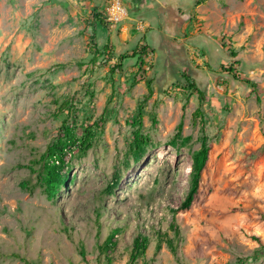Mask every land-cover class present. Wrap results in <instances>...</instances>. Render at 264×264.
<instances>
[{
    "label": "rangeland",
    "instance_id": "rangeland-1",
    "mask_svg": "<svg viewBox=\"0 0 264 264\" xmlns=\"http://www.w3.org/2000/svg\"><path fill=\"white\" fill-rule=\"evenodd\" d=\"M165 1L162 40L148 34L158 43L133 44L146 52L113 71L132 49L109 41L91 62L92 41L121 31L95 17L103 0H0V264H130L140 237L131 264H264V0ZM139 22L128 29L143 39ZM63 125L94 137L65 147L48 199L43 156Z\"/></svg>",
    "mask_w": 264,
    "mask_h": 264
},
{
    "label": "trees",
    "instance_id": "trees-1",
    "mask_svg": "<svg viewBox=\"0 0 264 264\" xmlns=\"http://www.w3.org/2000/svg\"><path fill=\"white\" fill-rule=\"evenodd\" d=\"M102 7H103V4L97 6V11H96L97 13H95V17L101 22H104L105 19H104V14L101 10ZM92 40H93V37H92ZM146 48H147L146 45H143L139 48L135 47L134 49H132L130 53L131 55H119L118 62L114 63V65L112 66V70L113 71L119 70L121 68V60H123L124 58L134 57L135 55H138L141 57L142 53L146 52ZM89 49L93 53L91 62H94L97 55H99L101 52L105 50H109V41H107V43H105L101 49H99L96 43L92 41L91 45L89 46ZM233 55L235 54L232 52V56ZM223 69L227 72L233 73L232 65H229L228 67L223 66ZM246 82H249V81H246ZM251 84L253 86L254 83H251ZM146 86L149 92H151V79H148L146 81ZM189 86H191L192 88L196 90L199 98L201 99L202 93L198 88L195 87L194 83L190 82ZM65 105L66 103H64L62 106L65 107ZM198 113L199 111L196 110L194 116H196V114ZM103 120L104 118L101 117L100 121L103 122ZM97 124L98 123H95V125ZM132 124L134 125L137 124L138 126L141 125V113L140 112H138L137 118L133 121ZM180 128H181V122L178 125V132L176 136H179L178 133L180 131ZM62 130L64 132L63 136L58 137L57 141L48 147L45 157L43 156V159L45 158L48 160L47 174L46 176H43V186H44L43 190L48 199H52L54 197L55 193L57 192V189L60 187V184L63 181V178H61V176L59 175V170L63 167L62 154L64 152L65 147L71 144H76L78 150L85 151L87 148L91 146V141L94 137V133L90 128H87L84 131L83 135H81V137L79 138L74 137L71 131V128L67 126L63 125ZM147 142H148V138L140 134L139 127H138L133 133V140L131 144L132 152L135 155L141 154L143 152L144 145ZM208 150H209V147L206 142V137L203 136L201 138L200 147L192 153V165H191V171H190V188L185 198V201L183 204L184 206H187L192 200V195L198 185L200 173L207 161ZM53 156L59 159V164H56L54 162L49 163V161L53 158ZM110 239H111V236L107 239L106 244L111 243ZM146 243H147V240L145 237H140V239L139 238L134 239L132 252L130 254V264L134 261V259H136L137 256H139L140 254L144 252L146 248Z\"/></svg>",
    "mask_w": 264,
    "mask_h": 264
},
{
    "label": "crops",
    "instance_id": "crops-1",
    "mask_svg": "<svg viewBox=\"0 0 264 264\" xmlns=\"http://www.w3.org/2000/svg\"><path fill=\"white\" fill-rule=\"evenodd\" d=\"M124 1V5L126 6L127 8V13L124 17V19L112 26V27H117L121 24V27H120V30L119 33L117 34L115 32V30H113V28H110L109 30H107V38L104 39L107 43V41H110V42H115V44H117V46L119 48H121V50L123 49H126L127 51V48H131V49H134L136 45L132 46L133 44H138L141 42H146L148 44H153L154 43V39H153V36L152 37H148L147 38V35H151V34H155L157 33L158 34V30L153 28L152 24L154 23H158V22H161V23H168L170 22V20L165 17L164 19H159L160 15L158 14V10L157 8L159 7H165V0H122ZM131 7V10H129ZM149 10H153V12L149 13ZM157 10V12H156ZM130 19H132L130 21ZM139 19H140V22H139ZM129 20V21H128ZM136 20V23L139 22V24H141V26H144V23L141 22V20L145 21V24L152 27L153 29L152 30H149L147 33H146V36L145 38L143 39H140V35H143V33H140V31L137 32V34L135 35H131L129 33V29L128 27L130 26V23L132 21ZM138 20V21H137ZM127 26V27H126ZM161 26V25H160ZM125 29V30H124ZM155 34L154 37L157 36L158 38V41H159V38L162 40V37L161 35H157ZM150 38L152 40H150ZM126 40V41H125ZM160 40V41H161ZM105 41H102V42H105ZM122 41V42H120ZM119 42L121 43L120 45ZM155 43H158L155 41ZM105 43H101V46L103 47ZM132 46V47H130Z\"/></svg>",
    "mask_w": 264,
    "mask_h": 264
},
{
    "label": "built area",
    "instance_id": "built-area-1",
    "mask_svg": "<svg viewBox=\"0 0 264 264\" xmlns=\"http://www.w3.org/2000/svg\"><path fill=\"white\" fill-rule=\"evenodd\" d=\"M103 8H101L105 21L110 25H116L120 23L126 13L127 8L124 5L122 0H103ZM71 155V152L68 149H64L63 159ZM50 162L59 164V159L53 156Z\"/></svg>",
    "mask_w": 264,
    "mask_h": 264
}]
</instances>
